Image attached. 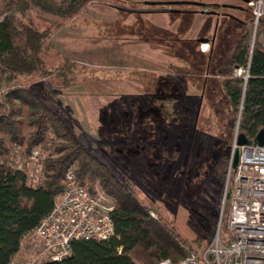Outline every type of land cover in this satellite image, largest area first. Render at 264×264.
Returning <instances> with one entry per match:
<instances>
[{
	"label": "rangeland",
	"instance_id": "374dc122",
	"mask_svg": "<svg viewBox=\"0 0 264 264\" xmlns=\"http://www.w3.org/2000/svg\"><path fill=\"white\" fill-rule=\"evenodd\" d=\"M5 1L0 0V9ZM151 1L160 3L174 0H92L84 5L77 15L66 20L35 9L30 10L25 16L18 14L20 20L31 21L40 30L52 29L50 39L52 48L45 54V59L48 68L55 73L48 77L40 74L18 76L13 81L6 80L5 76L0 74V85L6 91L18 85L29 86L46 105L58 112L76 136H79L78 130L74 127L79 121L78 110L72 107L75 106L72 104L69 107L73 110L69 111L67 104L74 103L78 98V91L83 89L82 82L78 81L86 77L84 73L97 70L100 76L108 73L117 79L123 78L124 73H131L128 65L132 63V58L135 59L136 56L147 51L154 55L155 59L159 54V62L161 59L164 61L154 67L158 68L164 77L162 80H157L155 77L154 82L165 88V92L175 85L190 91V85L195 83L199 84L202 92V87L205 86V90L198 96V99L203 97L205 100L202 109H199L198 100H192L190 103L189 98L179 104L182 120L177 118L170 122L166 129L168 130L166 133L170 132L174 141L170 144L164 143L162 148L159 147L158 152L152 151L153 156H150V151L145 152L143 154L145 158L137 163L134 162L133 165L135 174L133 176L139 179V185L135 184V193L142 203L151 207V215L173 229L187 248L199 247L202 244L199 248L203 249L216 237L220 227L223 236L230 235L227 224L228 205L223 209L221 201L224 179L216 176L214 166L221 152L231 154L236 126H233L234 114L230 111L220 84L221 77L213 76L215 62L219 59L223 62L228 60L233 47L245 31L247 17L250 18L248 28H252L251 45L255 43L257 30L252 21V8L249 4H245V0H192L221 4L220 16H209L203 24L205 26L212 23L218 34L222 32L225 34V39L218 35L219 39L214 43L213 52L201 55L199 52H194L199 48L195 39L191 42L184 41V38L192 37L196 32L192 29L196 26V16L171 11L170 6L173 5L162 6L158 3L151 4ZM224 4L236 7L228 12ZM244 4L248 12H237ZM176 8L200 9L194 4L176 6ZM217 8L215 5L208 9ZM229 14L233 18L240 19L242 21L240 25L237 22L234 24ZM262 17L263 31L260 40L264 42V14ZM203 24L199 27L201 32L205 30ZM202 35L199 33L195 38ZM142 40H149V43H142ZM209 45L204 44V47L209 50L211 49ZM200 47L202 48V45ZM65 59L77 64V71L71 76L73 82L68 85L65 84L63 77L56 75L57 69L65 63ZM209 59L213 64L212 76L199 78L198 73H202V70H199ZM194 60L202 66L198 67L197 64L193 70L189 67L194 65L192 63ZM134 62L138 61L134 60ZM150 87L154 88L155 85L150 84ZM148 92L144 94L145 97L151 96L150 92L154 91L151 89ZM106 94L108 95V92ZM157 96H164L167 99L163 108L170 109V112L173 108V111L176 110L177 105L170 108L167 104L169 98L167 94H155V97ZM16 103L19 104V101ZM154 106L155 103L152 104L148 100L141 116L144 121L152 117L149 111ZM184 109H187V112H183ZM139 115L138 111H134L133 119L138 118ZM169 117L172 118L171 115ZM159 129H162L160 125H148L144 133L148 132L152 135L159 132ZM177 134H180L178 136L180 141H177ZM4 137L9 151L2 159L9 165L27 171L34 182L42 177L41 165L44 168L46 157L53 154L58 141H62L58 140L50 129L47 131L46 140L34 147L32 153H28L26 141L24 144H13L6 135ZM81 142L89 146L87 141L81 139ZM155 144L154 142L153 145ZM34 150L40 151L39 158L34 156ZM239 153L238 146L235 159ZM96 154L108 165H112L111 159L103 154L101 149L96 150ZM148 155L149 159H147ZM145 160L148 162L146 163ZM129 166L131 167V163ZM112 168L114 171L119 169L115 164ZM126 176L123 175L124 178ZM97 191L106 197L102 202L103 205L116 206L117 201L108 197L103 189L98 187ZM44 248L43 242L32 234L28 235L12 264H37L50 259L49 255L42 253Z\"/></svg>",
	"mask_w": 264,
	"mask_h": 264
},
{
	"label": "trees",
	"instance_id": "16d2710c",
	"mask_svg": "<svg viewBox=\"0 0 264 264\" xmlns=\"http://www.w3.org/2000/svg\"><path fill=\"white\" fill-rule=\"evenodd\" d=\"M91 1L3 2L0 9V74L6 80L13 81L18 76L40 74L48 77L55 73L48 68L45 59V54L52 48V29L40 30L33 22L20 20L18 14L25 16L35 9L66 20L77 15ZM245 1L248 4V0ZM158 4L167 5L165 2ZM188 4L193 5L192 2L180 3L170 6V10L192 15L194 9L176 8ZM245 4L237 12H248ZM215 5L213 2L206 4L208 8ZM226 8L230 12L235 9ZM229 17L234 24L242 22L230 14ZM247 19L245 31L233 47L230 57L226 62L217 60L215 67L217 72L222 73L220 84L230 111L234 114L233 126L237 125L240 106L243 104L240 134L246 140L258 143L257 136L264 128V42L260 40L263 17L257 27L254 45H251L252 28H248L250 18ZM219 65H222L221 70ZM239 67L248 71L247 78L244 74L235 73ZM57 70L56 75L63 77L68 85L73 82L71 76L76 73L77 64L66 60ZM50 129L62 141H58L54 153L46 157L42 177L37 182L24 169L9 165L2 159L9 151L5 135L13 144H24L26 141V151L32 153L34 147L46 140ZM229 160L230 153L219 154L214 166L219 179L225 178ZM74 163L81 185L91 192H97L100 187L108 197L117 201L110 210L115 234L107 239H75L71 242V255L37 264H156L163 258L179 261L191 249H202L199 248L202 244L188 248L183 245L177 233L155 219L150 213L151 207L138 199L132 179L121 178L116 174L96 154L95 148L80 141L58 112L46 105L29 86L18 85L8 88L5 103L0 106V264H12L25 238L53 209L57 197L65 192L66 171Z\"/></svg>",
	"mask_w": 264,
	"mask_h": 264
},
{
	"label": "built area",
	"instance_id": "2783aa9c",
	"mask_svg": "<svg viewBox=\"0 0 264 264\" xmlns=\"http://www.w3.org/2000/svg\"><path fill=\"white\" fill-rule=\"evenodd\" d=\"M257 30L264 14V0H249ZM202 48L205 50L204 44ZM237 75L249 76L239 67ZM6 89L0 85V106L6 98ZM240 106L233 136V150L226 170L222 190V205H228L227 224L230 235L223 236L221 227L216 237L203 249H191L179 261L163 258L156 264H264V145L240 141ZM239 146V160L235 153ZM33 154L39 158L40 151ZM41 172L43 165H41ZM105 195L91 192L81 185L76 175V165L66 171L65 192L58 196L53 209L32 231L44 243L42 251L51 260H61L71 255V242L79 238L107 239L115 234L110 210L103 205Z\"/></svg>",
	"mask_w": 264,
	"mask_h": 264
},
{
	"label": "crops",
	"instance_id": "0c3cea01",
	"mask_svg": "<svg viewBox=\"0 0 264 264\" xmlns=\"http://www.w3.org/2000/svg\"><path fill=\"white\" fill-rule=\"evenodd\" d=\"M197 7L200 9H194L195 12L192 13L196 16V26L192 28L195 29L196 32L192 34V37L184 38V41L195 39L196 46L199 47V54L208 55L213 52L212 47L214 46L216 39H219L218 35H220V38L224 37L223 39H225V34H223V32L218 34V30L214 29L212 23L208 25L205 24V26L203 23L209 16H220L221 8L219 7H221V5L217 6L218 8L215 10H209L206 5ZM202 24L205 30L203 29L201 32L199 27ZM225 27H227L226 24ZM199 33L203 35L196 39L195 36ZM142 43L147 44L149 43V40H142ZM202 44H210L209 46L211 49L204 50L200 47ZM132 59V63L128 65L131 73H124L123 78L120 79H117L108 73L100 76L97 70H93L90 73H84L86 77L78 81L82 82L83 89L78 91V98L74 103L68 102L67 109L69 111L70 109L73 110L69 106L75 104V106L72 105V107H75V109L78 110L77 118L79 121L74 127L78 130L77 134L79 135L78 138L80 141L81 139L87 141L90 146L95 148V150L101 149V152L111 159L112 165L115 164L118 166L119 169L114 171L112 165H109L116 174L121 178H124L123 175L126 174V178L132 179L136 185H139V179H137L136 176H133L135 175L133 170L134 162L137 163L140 159H144L145 157L143 154L145 152L148 153L150 151L151 156L152 151L157 150L158 152L160 150L159 147L162 148L164 143L170 144L174 141L171 139L170 132L166 133V131H168L166 129L169 127L168 125L170 122L177 120V118L182 120V113L179 106L182 100L189 98L190 103L192 100H198L199 109H202L205 100L203 97H199L198 99L201 90L197 83H195V85H190V91L187 88H181L179 85H175L165 92V88L156 85L154 82L155 77H157V80H162L164 77L162 72L158 71V68H154L158 63H164L161 58L159 62V54L156 55L155 59L154 55L145 51V54L142 53L141 55L136 56L135 59ZM134 60L138 62H134ZM192 60L193 59H191V61ZM219 61L222 62L223 60L219 59ZM192 63L194 65L190 66V69L193 68L194 70V67H196L197 64L198 67L200 66L199 62H196L195 60ZM203 66L204 71L200 69L199 71L202 70V73H198V77H211V70L213 68L211 59L206 60ZM221 67L222 65L218 66L220 70ZM217 70L218 69L215 68L213 76L219 78L222 76V73L217 72ZM133 79L136 81H133ZM98 84L100 85L99 87ZM150 84L151 86L155 85L156 90L155 87L151 88ZM150 88L154 92H150L151 96L147 95L145 97L144 94H148V90H151ZM204 90L205 86L202 87V92ZM107 92L108 95L106 94ZM155 94H167L169 97L167 104L170 108L177 105L176 110L173 111V108L170 112V109L163 108L164 102L166 103L167 99L164 96L155 97ZM130 95L132 97H130ZM148 100L152 104L155 103V106L149 111L152 113V117L149 120L145 119L148 121H144L141 116L142 112L146 109ZM122 101L124 102L121 103ZM193 103L195 104V102ZM134 111L140 113L136 119H133ZM183 112H187V109H184ZM169 115H171L172 118L169 117ZM173 117L175 118L173 119ZM148 125H160L162 129H159V132H155L152 135H149L148 132L145 134L144 129L147 128ZM178 136H180V134H177L176 137ZM177 141H180L179 137L177 138ZM154 142L156 143L155 146L153 145ZM151 146L153 148H151ZM149 158L148 155L147 159ZM147 162L148 161H146V163ZM129 163H131V167L129 166Z\"/></svg>",
	"mask_w": 264,
	"mask_h": 264
},
{
	"label": "water",
	"instance_id": "95a60500",
	"mask_svg": "<svg viewBox=\"0 0 264 264\" xmlns=\"http://www.w3.org/2000/svg\"><path fill=\"white\" fill-rule=\"evenodd\" d=\"M249 1V0H248ZM187 2H192L194 5L197 6H205L206 2H202V1H189V0H174V1H167L165 2L168 5H175V4H180V3H187ZM151 4H156L158 3V1H151ZM162 3V2H160ZM217 6H220L221 4L217 3ZM224 6H229V7H236V6H230V4H224ZM257 141L259 144L264 145V128L260 130L258 136H257ZM241 144L243 143H249L250 141L246 140L245 137L243 135H240V141ZM239 160V154L236 157V163H238Z\"/></svg>",
	"mask_w": 264,
	"mask_h": 264
}]
</instances>
